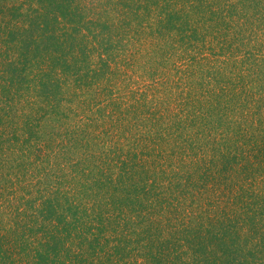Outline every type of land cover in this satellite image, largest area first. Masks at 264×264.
I'll use <instances>...</instances> for the list:
<instances>
[{
    "label": "trees",
    "instance_id": "16d2710c",
    "mask_svg": "<svg viewBox=\"0 0 264 264\" xmlns=\"http://www.w3.org/2000/svg\"><path fill=\"white\" fill-rule=\"evenodd\" d=\"M0 264H264V0H0Z\"/></svg>",
    "mask_w": 264,
    "mask_h": 264
}]
</instances>
